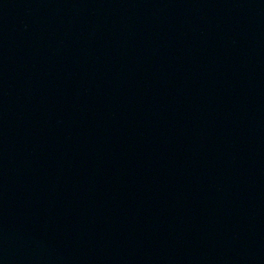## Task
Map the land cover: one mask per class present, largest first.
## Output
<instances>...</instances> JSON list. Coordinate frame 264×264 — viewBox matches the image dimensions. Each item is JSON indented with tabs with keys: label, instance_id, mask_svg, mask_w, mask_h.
Returning <instances> with one entry per match:
<instances>
[{
	"label": "water",
	"instance_id": "water-1",
	"mask_svg": "<svg viewBox=\"0 0 264 264\" xmlns=\"http://www.w3.org/2000/svg\"><path fill=\"white\" fill-rule=\"evenodd\" d=\"M0 264H264V0H0Z\"/></svg>",
	"mask_w": 264,
	"mask_h": 264
}]
</instances>
